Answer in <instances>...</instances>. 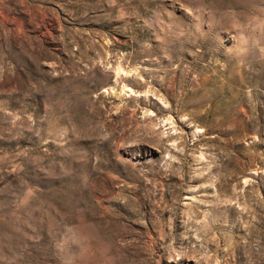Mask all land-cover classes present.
<instances>
[{"label":"rangeland","instance_id":"rangeland-1","mask_svg":"<svg viewBox=\"0 0 264 264\" xmlns=\"http://www.w3.org/2000/svg\"><path fill=\"white\" fill-rule=\"evenodd\" d=\"M0 264H264V0H0Z\"/></svg>","mask_w":264,"mask_h":264}]
</instances>
